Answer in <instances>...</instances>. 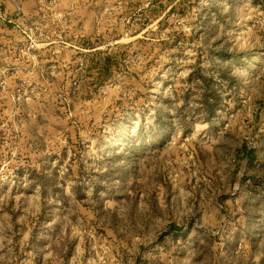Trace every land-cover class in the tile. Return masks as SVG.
<instances>
[{"label":"rangeland","instance_id":"1","mask_svg":"<svg viewBox=\"0 0 264 264\" xmlns=\"http://www.w3.org/2000/svg\"><path fill=\"white\" fill-rule=\"evenodd\" d=\"M0 264H264V0H0Z\"/></svg>","mask_w":264,"mask_h":264},{"label":"crops","instance_id":"2","mask_svg":"<svg viewBox=\"0 0 264 264\" xmlns=\"http://www.w3.org/2000/svg\"><path fill=\"white\" fill-rule=\"evenodd\" d=\"M243 153L244 154H242V152L240 153V155L242 154L241 155L242 157H244V158L246 157L247 159H248V157H251V150H250V152H246L247 154L245 153V151H243Z\"/></svg>","mask_w":264,"mask_h":264},{"label":"trees","instance_id":"3","mask_svg":"<svg viewBox=\"0 0 264 264\" xmlns=\"http://www.w3.org/2000/svg\"><path fill=\"white\" fill-rule=\"evenodd\" d=\"M250 151V150H249ZM166 233H169V231L168 232H166Z\"/></svg>","mask_w":264,"mask_h":264}]
</instances>
